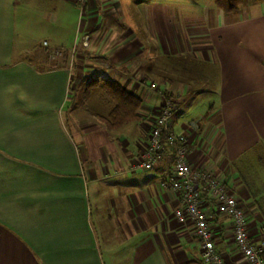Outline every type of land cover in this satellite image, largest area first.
Segmentation results:
<instances>
[{"label": "crops", "instance_id": "crops-1", "mask_svg": "<svg viewBox=\"0 0 264 264\" xmlns=\"http://www.w3.org/2000/svg\"><path fill=\"white\" fill-rule=\"evenodd\" d=\"M45 1L58 7L64 23L63 11L79 9L76 0ZM87 1L85 19L69 20L68 35L57 30L56 39L42 42L65 52L68 64L46 67L16 52L17 0H0V264H204L194 224L175 216L179 194L163 188L172 175L170 150L152 170L137 169L164 101L151 84L136 81L145 73L173 99L170 128L187 135L190 167L226 183L258 242L264 233V3L230 16L206 9L196 27L173 24L159 6L146 26L153 42L144 46L132 32L110 42L117 31L111 6L121 15V0ZM145 49L149 60L135 70ZM96 59L117 64L118 76L103 70L99 77L141 99V121L108 130L101 117L111 106L102 95L105 109L73 118L69 128L73 95L96 69L80 64ZM199 195L217 252L226 264H247L231 219Z\"/></svg>", "mask_w": 264, "mask_h": 264}, {"label": "rangeland", "instance_id": "rangeland-1", "mask_svg": "<svg viewBox=\"0 0 264 264\" xmlns=\"http://www.w3.org/2000/svg\"><path fill=\"white\" fill-rule=\"evenodd\" d=\"M138 1H140L142 9L138 8ZM121 2L123 5L121 15H119L120 7L118 8L117 5H114L111 6V8L113 7L112 11L115 12L114 14H112L113 18H111L110 16L105 17H110L112 19V23H114L117 27V31H115V33L110 34L111 43L120 39L118 35L122 37L123 33L129 34L128 32H132L135 36L138 37L141 44H144V46L151 44L153 41L149 38L150 32L146 30V26L150 21L149 19L152 17V14H150V12L152 10L157 12V8H159V6L164 7L168 11H166L168 13L166 16L171 22H173V24L177 25L179 22H181L182 24L191 27H196L197 24L202 23L201 17L204 16L206 9L208 11H211V13L218 12L219 10L212 3V0H121ZM57 9L50 8L49 4L45 0H17V5L15 7L16 52H19L21 50V53L24 56L33 58L35 59V62H38L40 64H43L45 61L46 67H53L54 65L60 64H68L67 59L69 57L65 52L60 49H51L50 47H48L47 44L42 45V42L44 40L52 41V39H56L55 32L57 30L59 32L62 31L63 34L68 35V29L71 28L69 20H77L80 16L79 9H68L67 11H63V15L65 16V18H68V21L64 23V20L58 19V12L56 11ZM53 11H55V15L53 14ZM185 17H190V20L184 21ZM82 19H85V15ZM151 35L153 36L152 33ZM127 40L130 39L128 38ZM56 42L57 41H54V43ZM86 47L87 49L89 48L88 44ZM147 51L148 50L145 49L144 53L138 56L140 58L135 62V70H139L140 66H145V60H149V56L146 53ZM139 60H141L143 63H141ZM80 65L95 67L96 69L93 68L90 70H95L91 74L97 76V80H101L99 75H105V71L103 72V70H109L111 74L118 76L116 74L118 71L116 70L117 64L115 63H104L101 62L100 59H96V61H83V63H81ZM162 65L165 66V64ZM119 66H123V64H119ZM110 73L108 74L110 75ZM92 75L87 78L88 80L86 78L82 79V88L79 91V95H73V114H68L66 116L68 118L67 120L70 121L69 128H71L70 126L71 121L74 120L73 118H84L93 111H102L101 109L104 110L106 107V101H102L103 98L100 89H94L91 96L85 98V86H87L88 82L91 81ZM136 81H139L141 85L149 86V84H151L150 87L155 89L151 90L150 92H152L155 96L158 95L159 97H163L165 94V97L163 99L173 100L170 95H168V93L165 91L164 86L161 85V82H152L153 80H150L149 76L146 73L138 76ZM211 81L212 80H210V83L212 84ZM172 103L174 104L173 101ZM162 104L163 105L160 114H162L163 112L164 101ZM171 121L172 119H170V122Z\"/></svg>", "mask_w": 264, "mask_h": 264}, {"label": "built area", "instance_id": "built-area-1", "mask_svg": "<svg viewBox=\"0 0 264 264\" xmlns=\"http://www.w3.org/2000/svg\"><path fill=\"white\" fill-rule=\"evenodd\" d=\"M81 19L87 11V0H76ZM89 37H84V42ZM87 46V44H84ZM165 96H163L164 98ZM174 104L164 99L163 112L147 129L148 141L139 155L138 170L149 171L160 162L163 154L170 150L173 158L170 182L163 184L179 194V207L175 211L178 223L191 220L195 236L201 244V257L204 264H226L217 252L209 217L202 208L199 193L206 194L217 205L220 214L231 219L237 249L243 254L247 264H264V233L255 242L248 230L247 217L238 200L227 189L226 183L217 179L210 171L194 170L188 163L190 142L184 132L175 133L170 128ZM264 232V229H262Z\"/></svg>", "mask_w": 264, "mask_h": 264}, {"label": "trees", "instance_id": "trees-1", "mask_svg": "<svg viewBox=\"0 0 264 264\" xmlns=\"http://www.w3.org/2000/svg\"><path fill=\"white\" fill-rule=\"evenodd\" d=\"M212 2L225 15H235L253 4L264 3V0H212ZM94 89H100L103 97L110 103L108 116L101 117L108 130H118L125 125L141 121L139 115L141 99L124 89L122 85L108 78L92 79L87 84L86 97L90 96Z\"/></svg>", "mask_w": 264, "mask_h": 264}]
</instances>
